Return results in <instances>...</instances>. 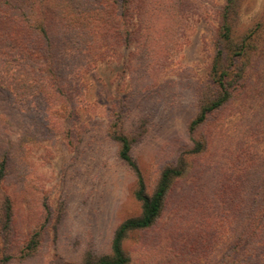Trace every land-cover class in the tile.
<instances>
[{
  "label": "rangeland",
  "instance_id": "1",
  "mask_svg": "<svg viewBox=\"0 0 264 264\" xmlns=\"http://www.w3.org/2000/svg\"><path fill=\"white\" fill-rule=\"evenodd\" d=\"M225 2H184L180 22L172 18L171 32L163 36L166 48L148 50V56L139 46L125 50L120 60L83 76L85 92L74 100L73 114L65 101H56L48 111L64 110L37 114L41 129L28 123L24 142L0 174V264H93L111 255L115 230L141 212L136 175L120 161L113 132L129 139L148 193L180 156L192 169L171 190L153 227L127 236V264H236L249 257L250 248L242 255L234 239L233 194L219 172L233 165L237 144L256 128L240 116L252 114L256 103L234 100L195 135L188 133L199 102L211 95L209 73ZM257 21L264 28V0H240L234 37ZM257 40H264L263 32ZM7 116L0 119V139L15 141L21 120ZM259 138L248 144L264 159V132ZM194 140L208 142L195 160L187 156ZM225 152L232 156L226 163ZM243 182L245 205L254 191L252 181Z\"/></svg>",
  "mask_w": 264,
  "mask_h": 264
},
{
  "label": "trees",
  "instance_id": "2",
  "mask_svg": "<svg viewBox=\"0 0 264 264\" xmlns=\"http://www.w3.org/2000/svg\"><path fill=\"white\" fill-rule=\"evenodd\" d=\"M187 1L0 0V119L16 114L22 125L17 140L6 138L4 142L0 139V174L24 142L28 123L41 129L43 123L37 121V114L62 111L63 107L59 106L48 111L50 103L65 101V110L74 113L76 99L85 92L84 75L110 60H120L123 52L130 48L136 50L139 46L146 53L156 47L166 48L167 45L161 44L166 40L163 36L171 32L172 18L180 22V9ZM239 1L226 0L222 9L209 73L211 95L199 102L198 113L190 121L188 133L195 135L210 117L234 100L243 98L244 102H249L247 106L256 103L253 105L257 109L252 108V114L240 115L244 120L251 118L256 128L249 132L251 136L247 133L242 143L237 144V154L231 161L233 165H224L219 173L222 185L233 194L231 205L235 207L234 218L238 221L234 239L242 255L250 248L249 257L243 256L235 263L264 264V159L257 151L252 154L248 144L257 143L264 132V47L260 48L264 40L260 44L256 41L264 28L257 21L252 29L234 37L233 22ZM111 138L118 144L120 161L136 175L135 198L141 204V212L138 217L118 226L111 241V255L98 257L93 264H127L123 250L127 236L153 227L171 190L192 171L191 163L180 156L176 166L161 171L156 187L148 193L131 156L129 139L116 132ZM244 146L247 149L242 154ZM207 147V141L194 140L187 156L195 160ZM223 156L224 163L232 158L228 152ZM245 180L253 182L254 194H247L249 201L244 205L241 200L245 195L241 189Z\"/></svg>",
  "mask_w": 264,
  "mask_h": 264
}]
</instances>
